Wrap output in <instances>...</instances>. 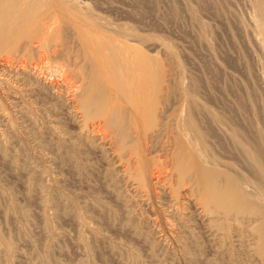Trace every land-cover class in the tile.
I'll use <instances>...</instances> for the list:
<instances>
[{
	"label": "rangeland",
	"instance_id": "rangeland-1",
	"mask_svg": "<svg viewBox=\"0 0 264 264\" xmlns=\"http://www.w3.org/2000/svg\"><path fill=\"white\" fill-rule=\"evenodd\" d=\"M63 1L90 20L91 35L104 30L114 40L156 55L175 70L179 89L200 80V101L217 112L236 107L249 81L255 82L246 50L260 57L255 71L263 72L254 44L261 38L254 26V0ZM42 12L50 14L41 21L48 31L36 38V50L27 53L22 45L0 52V264H264L244 225L227 223L222 230L223 219L214 221L212 212L207 216L198 196L188 194L187 181L171 184L170 152L161 147L175 134L160 137V151L149 156L166 171L161 185L152 173L140 181L125 172L123 159L129 160L134 147L127 149L142 146L150 126L146 120L138 119L139 127L130 122L132 137L124 152L105 118L87 116L82 89L91 71L85 70L81 53L85 45L65 14L51 11L48 1ZM225 57L233 63L226 65ZM108 136L114 143L106 141ZM224 141L223 147H213L219 161L253 181L241 168L240 152Z\"/></svg>",
	"mask_w": 264,
	"mask_h": 264
},
{
	"label": "bare ground",
	"instance_id": "bare-ground-1",
	"mask_svg": "<svg viewBox=\"0 0 264 264\" xmlns=\"http://www.w3.org/2000/svg\"><path fill=\"white\" fill-rule=\"evenodd\" d=\"M47 1L50 3L51 11L65 14L63 17H66V20L76 28L80 43L83 42V46L85 45L81 53L85 56L84 60L86 59L87 65H83L85 70L86 67H89L87 70L91 71L89 76L86 73L87 79H89L88 84L85 82L87 88L82 89L85 98L82 106L87 116L99 115L105 118L104 120L107 122L105 125L110 126L112 132L114 129L115 135L118 133L115 142L117 141L116 144L120 145L119 148L122 147L123 151L127 149V146L126 149L124 146L128 143V138L132 137V133L129 132L132 122L135 124L140 121L138 119L146 120L150 126V128L148 127L150 133L144 136L142 146L139 144V147L135 148L136 143H133V146L130 145L131 147L127 144L130 147L127 149L128 151L132 147L134 148L133 151H130V155L127 153L128 151L126 152L129 160L123 159V162L128 161H126L128 164L125 167H128L129 171L125 168L127 169H124L125 172L131 171V174L137 176L139 180L141 178L140 181L149 180L152 173L150 178L155 183H160L164 170L159 168L157 163L155 164L154 159L157 157H153V159L150 157L162 145V141L160 143L158 141L160 137L162 140L164 135L172 133L174 136L175 134V137L170 138L171 140L164 137L168 140L167 142L165 140V146L161 147L164 148V153L165 151L170 152L169 166H172V173L169 172L170 175H167L172 177L169 178L172 180L171 184L176 183L177 187V182L187 181L189 183L188 194H193L192 197L198 196L202 202L200 205L205 208V212H210L207 213V216H210L212 212L213 215L216 214L214 221L221 219L222 223L223 219L222 230L227 223L234 222L239 229H243L244 225L248 230V234H246L247 231L245 234L248 237L251 234L253 241L257 242V249L264 260V111L260 100L261 96L262 99L264 98V94L261 95L258 92V88L263 89L264 92V63L261 67L263 68L262 74L258 75L255 71L256 63L259 62L260 65L262 63L259 61L260 57L257 58L254 52L246 50L244 57L253 69L252 78L253 80L255 78V82L249 81L248 90H245L244 95L238 98L236 107L227 105L223 108V112H217L213 108H207L200 101L201 88L204 87L200 80L193 78L188 87L179 89L180 85L178 81H175V70L168 68L164 62L155 57L156 55H149L139 49L135 50L136 47L134 48L130 43L120 42L116 38L118 42L114 40L115 38L110 37V34L106 36L104 30L91 35L89 26L92 24L87 26L90 20L87 22L86 17L82 13L79 14L81 11L75 12V14L74 7H69L70 4L66 5L67 3L63 0H0V52L8 47L12 49L22 45L27 53H32L33 49L36 50V47L39 46L34 43L36 38L43 37L42 34L48 31L46 24L41 22L50 16L46 12L41 13V9ZM254 4L257 12L254 26L261 37L254 44L257 46V50L261 51V59L264 62V0H254ZM176 12L179 11L176 10ZM230 61L229 57H225L226 65L231 64ZM210 76L211 84L216 80L215 71ZM228 91L231 93V87ZM234 95L236 94L234 93ZM138 124L140 125V122ZM138 124L135 125L139 127ZM142 132L144 133V131ZM129 133L131 134L129 135ZM145 133L147 132L145 131ZM112 139L113 137L110 136L106 141L113 142ZM225 139L226 142L228 140L232 150L240 152L244 163L241 168L248 171L247 173L254 178L253 181L244 175L245 172L243 174L236 170L232 164L227 162L222 164L219 161L213 147L216 145L223 147ZM158 151L160 150L158 149ZM128 156L126 157L128 158ZM161 163L163 162L161 161ZM165 167H168V163L167 166L165 164ZM174 177L178 181L175 182ZM166 181L164 183H167ZM140 184L139 182L137 185L140 186ZM179 185L178 188H180ZM143 187L146 188L145 185ZM176 187L173 188L176 190ZM183 187L185 186L183 185ZM139 188L142 191L141 187ZM178 193L180 195V192ZM220 222L218 223L221 224ZM240 231L237 230L239 234H242ZM246 235L244 236L246 237ZM257 245L254 243L253 246L257 247ZM7 246L10 250L12 249L11 243L7 242Z\"/></svg>",
	"mask_w": 264,
	"mask_h": 264
}]
</instances>
